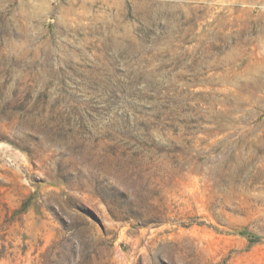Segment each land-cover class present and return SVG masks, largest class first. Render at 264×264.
Listing matches in <instances>:
<instances>
[{
  "label": "rangeland",
  "instance_id": "374dc122",
  "mask_svg": "<svg viewBox=\"0 0 264 264\" xmlns=\"http://www.w3.org/2000/svg\"><path fill=\"white\" fill-rule=\"evenodd\" d=\"M0 264H264V0H0Z\"/></svg>",
  "mask_w": 264,
  "mask_h": 264
}]
</instances>
